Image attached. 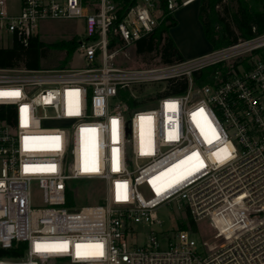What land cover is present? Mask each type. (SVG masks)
I'll return each mask as SVG.
<instances>
[{"label": "built area", "instance_id": "2783aa9c", "mask_svg": "<svg viewBox=\"0 0 264 264\" xmlns=\"http://www.w3.org/2000/svg\"><path fill=\"white\" fill-rule=\"evenodd\" d=\"M97 5L22 0L12 12L0 0V34L24 44L44 22L83 20L77 51L87 61L0 69V93H19L0 96V251L19 254L0 264H264V34L173 65L115 68L108 32L119 8ZM155 10L139 0L125 12L116 29L125 46L155 30ZM181 80L185 90L172 93ZM95 182L105 204L75 206L80 186Z\"/></svg>", "mask_w": 264, "mask_h": 264}, {"label": "trees", "instance_id": "16d2710c", "mask_svg": "<svg viewBox=\"0 0 264 264\" xmlns=\"http://www.w3.org/2000/svg\"><path fill=\"white\" fill-rule=\"evenodd\" d=\"M86 2V0H84ZM118 5L117 20L108 32V49L123 48V40L116 32L125 12L135 6L139 0H109ZM157 9L161 12L159 24L155 30L147 36L137 40L136 55L142 58L143 62L150 63L159 59L157 65H173L184 62L170 30L178 25L174 13L168 9L169 0H155ZM225 0H200L198 17L202 24L204 35L213 49L227 47L237 43L241 39H250L264 34V0H235L236 9H229L224 3ZM223 8L225 15L221 13ZM81 41L73 38L69 41H60L54 44H46L40 38L32 36L27 43L19 41L16 36L12 38V44L8 47H0V69L22 68L27 70H39L43 68L42 62L49 59L50 49L61 51L63 59L58 63L56 69H67ZM47 69V68H46ZM50 69V68H48ZM213 69H206L194 73V80L197 85L207 81L208 75ZM186 88V81L177 83L170 81L172 93H181ZM192 228L196 225L188 220ZM182 229H187L186 223L181 224ZM19 254L15 251H0V257H15Z\"/></svg>", "mask_w": 264, "mask_h": 264}, {"label": "rangeland", "instance_id": "374dc122", "mask_svg": "<svg viewBox=\"0 0 264 264\" xmlns=\"http://www.w3.org/2000/svg\"><path fill=\"white\" fill-rule=\"evenodd\" d=\"M22 0H9L12 12H18L21 8ZM225 5L229 9H236L235 0H225ZM87 9L94 11L97 8V0H86ZM198 2L190 4L187 8L182 9V16L178 17L180 24L171 30V36L174 39L178 49L185 59H193L210 52L213 46L206 39L202 25L198 19ZM221 13L223 8L220 7ZM159 15V11L155 10ZM41 41L46 44H54L60 41H69L78 38L80 41L85 39V27L83 20H60L47 21L42 23L39 32L36 34ZM12 44V37L6 34H0V47H8ZM113 54L112 66L121 69H134L149 66H155L159 59H154L150 63L143 62L142 58L136 55L135 44L124 46L123 48L110 51ZM64 54L61 51L50 49L49 59L42 62L43 68L56 69L58 63L63 59ZM87 61L76 51L67 68H85ZM156 88L139 91V96L145 97ZM152 106V104H151ZM38 197V191L35 192ZM106 198V186L103 183L82 184L78 189V194L73 198L75 206L103 205ZM39 202V198L36 201ZM175 210L162 208L159 211V217L163 220V229L168 230L174 226ZM205 225V224H203ZM202 225V226H203Z\"/></svg>", "mask_w": 264, "mask_h": 264}, {"label": "snow or ice", "instance_id": "6c2138e0", "mask_svg": "<svg viewBox=\"0 0 264 264\" xmlns=\"http://www.w3.org/2000/svg\"><path fill=\"white\" fill-rule=\"evenodd\" d=\"M18 95H19L18 92H3V93H0V96H5V97L18 96ZM26 111H27V109L25 108V112ZM113 123H115V121ZM52 139H58V138H52ZM80 247H81L80 245H77V254L78 255H79ZM89 247H92V246H89ZM94 247H96L97 249L102 248L101 245H95ZM36 248H37V251H41V250H44V251H66L67 250V244L64 243V244L60 245L58 248H42L41 245L37 244ZM102 254H103L102 251L97 253V255H102Z\"/></svg>", "mask_w": 264, "mask_h": 264}, {"label": "crops", "instance_id": "0c3cea01", "mask_svg": "<svg viewBox=\"0 0 264 264\" xmlns=\"http://www.w3.org/2000/svg\"><path fill=\"white\" fill-rule=\"evenodd\" d=\"M199 1V0H198ZM198 1H196V2H198ZM195 3V2H194ZM188 6H186V7H182V8H179L178 10H176L175 12H174V16H175V18H176V20L178 21V25L180 24V21H179V19H178V17L180 16H182V13H180L181 11H182V9H184V8H187ZM198 12H199V8H198ZM179 15V16H178ZM198 19H199V17H198ZM200 21V20H199ZM201 23V22H200ZM177 25V26H178ZM202 25V24H201ZM203 28V27H202ZM172 30V29H171ZM171 30H170V34H171ZM204 32V31H203Z\"/></svg>", "mask_w": 264, "mask_h": 264}, {"label": "water", "instance_id": "95a60500", "mask_svg": "<svg viewBox=\"0 0 264 264\" xmlns=\"http://www.w3.org/2000/svg\"><path fill=\"white\" fill-rule=\"evenodd\" d=\"M197 97H199V95H198V94H196V95H195V98H197Z\"/></svg>", "mask_w": 264, "mask_h": 264}, {"label": "bare ground", "instance_id": "6f19581e", "mask_svg": "<svg viewBox=\"0 0 264 264\" xmlns=\"http://www.w3.org/2000/svg\"><path fill=\"white\" fill-rule=\"evenodd\" d=\"M194 2H196V0H195V1H193L192 3H194Z\"/></svg>", "mask_w": 264, "mask_h": 264}]
</instances>
